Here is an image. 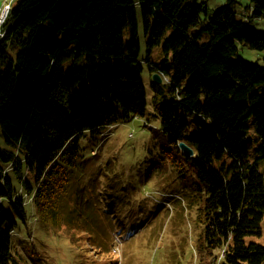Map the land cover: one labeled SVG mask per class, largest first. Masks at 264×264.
Masks as SVG:
<instances>
[{
  "label": "trees",
  "instance_id": "16d2710c",
  "mask_svg": "<svg viewBox=\"0 0 264 264\" xmlns=\"http://www.w3.org/2000/svg\"><path fill=\"white\" fill-rule=\"evenodd\" d=\"M239 2L211 16L198 0L13 2L0 38V264H40L49 227L80 248V264H111L105 226L114 220L128 233L126 203L100 185L72 203L67 187L86 132L146 115L145 65L156 134L168 144L158 152L163 173L188 201L199 264H264L255 239L264 218V66L236 58L240 44L264 49V30L238 16ZM248 7L264 17V0ZM139 8L148 54L161 46L159 63L140 56ZM30 215L35 230L19 237Z\"/></svg>",
  "mask_w": 264,
  "mask_h": 264
},
{
  "label": "rangeland",
  "instance_id": "374dc122",
  "mask_svg": "<svg viewBox=\"0 0 264 264\" xmlns=\"http://www.w3.org/2000/svg\"><path fill=\"white\" fill-rule=\"evenodd\" d=\"M11 1L15 0H0V9L9 3L13 4ZM198 1L207 2L209 16L226 2V0ZM250 3L251 0H240L236 5L238 16L241 19H249L253 27L264 30V17L253 16L252 10L248 7ZM138 13L140 56L159 63L162 59L161 46L155 47L148 54L147 36L142 27L140 8ZM198 27L200 25L196 26ZM128 35L129 29L126 28L125 38ZM205 39L206 36L203 40ZM240 57L249 63L264 66V49H253L246 44H240L236 58ZM143 75L148 95L146 115L126 121L120 120L112 126L96 131L98 135L91 136V131L85 133L81 140L82 157L77 166L73 167L72 181L67 187V198L73 203L79 194L85 198L100 185L110 186L117 193V201L126 203V205L122 203L119 209L123 211L124 226L128 233L122 234L118 226H115L117 222L115 223L114 220L110 226H105L110 237L106 242L110 249V257L103 262L199 264V257L194 250L198 229L193 222L188 201L178 191L173 179L163 173L166 164L165 160H161L158 152L168 144L166 138L156 134V128H160V120L152 102L154 91L147 65ZM224 161H229L226 155L215 159L213 164L220 166ZM260 167L264 170V159L260 160ZM28 175L29 173L25 175L26 179L31 178ZM18 184L23 188L21 183ZM97 192L98 190L95 193ZM127 195L130 199L125 200ZM112 199L114 200L113 196ZM103 202L108 203L106 200ZM128 207L140 211L131 215L132 213L126 209ZM35 220V215L34 217L30 215L27 223L21 225L18 236L25 238L29 235L30 228L35 230L33 228L36 225ZM262 227L263 234L256 236L255 239L264 243V218ZM47 235L48 239L44 240L46 244L42 246L45 252L40 264H80V259L76 257L80 248H74L63 231L56 232L49 227ZM32 236L31 234L29 238L31 239ZM85 249L97 258L102 254L99 249L96 250L89 244ZM32 264L36 263L32 262Z\"/></svg>",
  "mask_w": 264,
  "mask_h": 264
},
{
  "label": "water",
  "instance_id": "95a60500",
  "mask_svg": "<svg viewBox=\"0 0 264 264\" xmlns=\"http://www.w3.org/2000/svg\"><path fill=\"white\" fill-rule=\"evenodd\" d=\"M154 79L160 82L163 81V78L159 73H154ZM179 146L185 154L190 155V156L194 154V149L190 145H188L186 142L180 141Z\"/></svg>",
  "mask_w": 264,
  "mask_h": 264
},
{
  "label": "built area",
  "instance_id": "2783aa9c",
  "mask_svg": "<svg viewBox=\"0 0 264 264\" xmlns=\"http://www.w3.org/2000/svg\"><path fill=\"white\" fill-rule=\"evenodd\" d=\"M11 9V7H8L6 9H4L1 13H0V29H1V23H3L4 21H6V19L8 18V13L9 10Z\"/></svg>",
  "mask_w": 264,
  "mask_h": 264
},
{
  "label": "bare ground",
  "instance_id": "6f19581e",
  "mask_svg": "<svg viewBox=\"0 0 264 264\" xmlns=\"http://www.w3.org/2000/svg\"><path fill=\"white\" fill-rule=\"evenodd\" d=\"M11 2H13V1H11ZM8 7H12V3H9V4L5 5V7H4L3 9H0V13H1L4 9H6V8H8ZM10 10H11V9H10ZM10 10H9V13H10ZM9 13H8V16H9ZM6 20H7V19H6ZM5 23H6V21H4L3 23H1L0 38L3 37V35L5 34V33H4L5 30L3 29Z\"/></svg>",
  "mask_w": 264,
  "mask_h": 264
}]
</instances>
